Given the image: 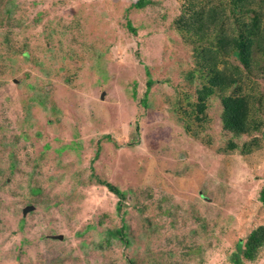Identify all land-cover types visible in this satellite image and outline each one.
I'll return each instance as SVG.
<instances>
[{
    "label": "rangeland",
    "instance_id": "rangeland-1",
    "mask_svg": "<svg viewBox=\"0 0 264 264\" xmlns=\"http://www.w3.org/2000/svg\"><path fill=\"white\" fill-rule=\"evenodd\" d=\"M136 1L0 0V264H232L264 225V0H241L259 19L248 68L218 42L232 0ZM210 56L235 85L196 115ZM228 95L247 101L239 137ZM97 180L126 193L118 213ZM122 224L129 246L95 247Z\"/></svg>",
    "mask_w": 264,
    "mask_h": 264
},
{
    "label": "trees",
    "instance_id": "trees-1",
    "mask_svg": "<svg viewBox=\"0 0 264 264\" xmlns=\"http://www.w3.org/2000/svg\"><path fill=\"white\" fill-rule=\"evenodd\" d=\"M234 7L233 13H237V29H235L236 36H231L227 38L226 36H220L218 42L221 46V49L228 50L230 55H232L240 65L248 68L251 65L254 49H260L258 43V22L259 19L256 15L251 17L250 23L243 22V17L247 15V9H245V4L242 5L241 0H232ZM150 3V0H137L133 7L136 9H143L147 4ZM198 14H193L190 16L192 20H195ZM208 23L214 24L218 22L215 17V13H209ZM187 25V24H186ZM129 30L134 32L131 28L130 23L127 24ZM208 30V27L206 28ZM192 30V26H187V32ZM200 30V29H198ZM203 31L201 34L196 32L193 35L197 38L199 44L200 40H203ZM207 61L211 64L208 70L205 73L207 80L196 89V99L197 104L194 106L196 115L202 114L206 107V102L215 94V93H225L231 86L235 85V80L227 76L223 70H219L215 67L213 58L210 56ZM204 75V74H203ZM204 77V76H203ZM202 77V78H203ZM152 85L150 79L146 82V91L144 93V98L142 103H146L147 92ZM241 97V98H240ZM221 124L223 129L230 133L234 137H239L245 134L250 130L249 124V110L247 106V101L244 97L240 95H228L221 98ZM108 139V137H106ZM232 148H236V145L231 144ZM90 177H95L93 169L91 168ZM98 184L104 186L109 192L114 194L118 201L116 203L117 213L122 207V201L126 198V193L119 190L117 187L109 184L103 180H97ZM259 201L264 206V187L259 193ZM128 228L125 224H122L120 228H115L112 230H107L104 233L103 241L95 244L97 249H103L104 245L111 244V241L118 240L123 243L125 246L130 245L131 238L128 236ZM264 248V225L257 226L254 228L244 243L239 244L238 249L240 254H233L230 262L232 264H244V262H253L259 254V251ZM243 259V260H242ZM128 264H134L131 259H128Z\"/></svg>",
    "mask_w": 264,
    "mask_h": 264
},
{
    "label": "water",
    "instance_id": "water-1",
    "mask_svg": "<svg viewBox=\"0 0 264 264\" xmlns=\"http://www.w3.org/2000/svg\"><path fill=\"white\" fill-rule=\"evenodd\" d=\"M53 238L56 239V240H61L62 239L61 236H54Z\"/></svg>",
    "mask_w": 264,
    "mask_h": 264
}]
</instances>
